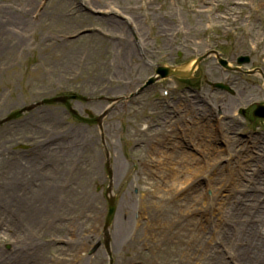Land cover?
Returning <instances> with one entry per match:
<instances>
[{
  "label": "rangeland",
  "instance_id": "374dc122",
  "mask_svg": "<svg viewBox=\"0 0 264 264\" xmlns=\"http://www.w3.org/2000/svg\"><path fill=\"white\" fill-rule=\"evenodd\" d=\"M235 2L245 7L228 0H0V119L69 92L95 97L71 103L78 111L97 112L107 105L102 97L118 96L124 80L138 70L145 78L157 62L188 64L211 50L231 65L240 54L250 61L235 72L219 66L213 54L206 57L195 71L201 72L196 86L203 90L193 86L191 110L201 100L207 110L219 104L231 109L233 100L242 101L239 107L264 101V10L257 0ZM226 8L227 19L222 18ZM111 16L121 24H111ZM208 80L234 82L235 95L213 90ZM166 82L172 80L147 87L135 99L139 107L149 109L151 95L169 89ZM111 114L105 140L128 179L136 160L120 158L119 115ZM205 126V176L199 143L188 153V167L179 171L169 165L170 174L157 180L140 176L141 170L130 185L123 173L114 172L113 264L264 260V124ZM71 148L78 166L70 176L73 155L61 151ZM99 150L97 129L72 118L61 104L41 105L0 126V264H107L103 246L87 254L102 238L107 209L102 189L97 190L104 186ZM47 159L60 176L49 187L42 174ZM19 194H25L20 209L5 211L16 203L10 196Z\"/></svg>",
  "mask_w": 264,
  "mask_h": 264
},
{
  "label": "flooded vegetation",
  "instance_id": "af4514ba",
  "mask_svg": "<svg viewBox=\"0 0 264 264\" xmlns=\"http://www.w3.org/2000/svg\"><path fill=\"white\" fill-rule=\"evenodd\" d=\"M132 81L130 84L128 85H124V89L126 88H129L132 86ZM187 88V86H186ZM155 96H153V106L151 107L150 109V113H152V119H151V122L149 124H143L142 122L144 121V119H142L141 121H137L135 122L134 124H129V121H133L135 119V115L134 114H130L129 113V109L131 108L129 104L123 106L122 108H120V117H121V121H119V124H124V129H123V137H122V141L121 143L123 144L124 148L122 147L121 148V151H123L124 149L127 151V146L129 144V151L132 150V151H138V149H140L141 147L144 148L145 146L142 144V143H139V144H135L134 148L131 149L130 146L133 144V142L131 141H134V140H137L138 138H140V140L145 143V142H148L150 141L151 144H154L157 142V140L161 137V138H164L165 135H169V134H173L174 131L173 130H170V129H174V122H167V123H163V124H160L159 122L156 123L155 121L153 122V113L155 112V119L158 118V115H157V112L156 110L154 109V103H155ZM182 111V114L184 113V108L181 109ZM212 113V112H211ZM215 113L216 115L218 114H222V109L220 107H215ZM165 113H162V115L164 116ZM245 116H246V113H243ZM146 117H148V115H146ZM176 115L172 114V118H175ZM146 120V119H145ZM204 120L206 121V118H204ZM88 124H95L94 122H90ZM181 127H183L185 124L181 123L180 124ZM139 126H147V130L145 131H141L140 133L137 132L136 128H138ZM162 127V128H161ZM163 127L165 128H170V129H163ZM161 128V129H160ZM131 130H136L134 132V135L133 136H130V131ZM121 144V145H122ZM149 144V143H147ZM163 146V149H166L168 150V147L170 146V140H168L166 138L165 141H163L162 143ZM144 149H148L147 147L144 148ZM125 150L123 151V155L127 156L128 153L125 152ZM154 155V153H153Z\"/></svg>",
  "mask_w": 264,
  "mask_h": 264
},
{
  "label": "bare ground",
  "instance_id": "6f19581e",
  "mask_svg": "<svg viewBox=\"0 0 264 264\" xmlns=\"http://www.w3.org/2000/svg\"><path fill=\"white\" fill-rule=\"evenodd\" d=\"M27 2H28V4H30V3H32L33 2V0H26ZM228 1H230L231 2V4L233 5V6H243V7H245V5H244V3H238V2H235V0H228ZM258 1V3H259V9H261V10H264V0H257ZM2 9L3 8H0V14H1V12H2ZM4 10V9H3ZM227 11H228V8H226V9H224V11H223V17L222 18H225V19H227ZM232 12V10H230L229 9V15H230V13ZM107 16H109V14H106ZM22 20V19H21ZM21 20H18V19H16V21H18L20 24L23 22V21H21ZM108 21H110V23L111 24H121V22L120 21H118L117 19H115L113 16H111L109 19H108ZM128 22V21H127ZM133 22L135 23V21L133 20ZM129 23V22H128ZM0 25H2V19H0ZM104 36L107 38V39H110V38H112V34H109V33H106V32H104ZM118 38H121L122 40H124V39H128V36H126V35H118L117 36ZM241 94V96H243V95H245L246 93L245 92H243V93H240ZM236 95H239V93L237 94L236 93ZM259 96V94H256L255 96H253L254 98H256V97H258ZM245 98V97H244ZM249 99H250V97H248V98H246V100H244L243 102H247V101H249ZM239 103H242V101H240V100H238V101H236V100H233L232 101V104L231 105H233V107L234 108H237L238 107V105H239ZM47 186L49 187V185L47 184ZM11 197V199L14 201V202H16L15 204H9L8 206H6L5 208H4V210L6 211V210H10V209H16L17 208V210H19L20 209V207H21V204H20V198L19 197H16V198H14L13 196H10ZM261 258V257H260ZM260 262H264V260H261V259H257L255 262H254V264H260Z\"/></svg>",
  "mask_w": 264,
  "mask_h": 264
},
{
  "label": "water",
  "instance_id": "95a60500",
  "mask_svg": "<svg viewBox=\"0 0 264 264\" xmlns=\"http://www.w3.org/2000/svg\"><path fill=\"white\" fill-rule=\"evenodd\" d=\"M200 59H201V58H198V59L196 60V63H197ZM246 60H247V58H240V59H239V62L246 61ZM219 61H220V63H221L222 65L226 66V62H225L224 60L219 59ZM196 63H194V64L192 65L191 70L194 68V66L196 65ZM158 71L161 72V76H166V75H169V74H176V75L184 76V74H183L182 72H180V71H178V70H171V69H168V68H159ZM152 81H153V79L150 80V82H152ZM217 86H218V87H223L221 84H217ZM55 100H56V99H52V100H50V101H55ZM17 113H19V112H17ZM14 115H16V113H15V114H12L10 117H13ZM0 123H1V122H0ZM112 212H113V208H112V206H111V207H110V210H109V213H108V215H107L106 225L109 223L110 216H111Z\"/></svg>",
  "mask_w": 264,
  "mask_h": 264
}]
</instances>
